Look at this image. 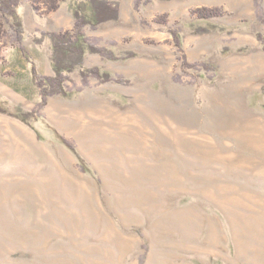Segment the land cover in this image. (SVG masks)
I'll return each mask as SVG.
<instances>
[{"label": "rangeland", "instance_id": "1", "mask_svg": "<svg viewBox=\"0 0 264 264\" xmlns=\"http://www.w3.org/2000/svg\"><path fill=\"white\" fill-rule=\"evenodd\" d=\"M136 1L85 26L119 58L87 52L40 116L21 119L36 104L0 94L15 113H0V264H264V87L219 73L213 25L192 13L204 0ZM18 13L28 52L53 71L33 30L51 13L29 0ZM93 66L122 81L83 85Z\"/></svg>", "mask_w": 264, "mask_h": 264}, {"label": "crops", "instance_id": "2", "mask_svg": "<svg viewBox=\"0 0 264 264\" xmlns=\"http://www.w3.org/2000/svg\"><path fill=\"white\" fill-rule=\"evenodd\" d=\"M109 1L122 3V1L131 0ZM65 2L68 0L62 1L60 7L51 12L46 28L34 26L33 30L47 32L72 28L75 21L73 15L74 1L70 4L66 3L64 6ZM198 4V6L205 7H220L225 11L220 16L208 19L213 25V36L217 42V49L220 51L216 62L219 73L221 72L229 83H236L235 88L237 89L250 88L262 91L264 87V50L256 34L264 32V20L258 16L259 12L264 14V0H258V6L256 0H204ZM33 14H36L35 11ZM23 23L26 25V20L23 19ZM24 40L23 38L24 51L16 45L5 46L2 50L0 94L22 98L25 102L29 101L32 107L38 101L39 93L35 85L31 63L34 62L38 72L42 75H52L53 71L51 67L41 65L42 56L37 51L32 49L35 53L31 51L30 54L28 52L30 47L25 46ZM6 53H8L7 57ZM8 56L12 58L8 59ZM87 56L89 55L86 54L84 57L85 61ZM90 56L92 58L97 57H93L92 54ZM51 97L53 96L48 98Z\"/></svg>", "mask_w": 264, "mask_h": 264}, {"label": "trees", "instance_id": "3", "mask_svg": "<svg viewBox=\"0 0 264 264\" xmlns=\"http://www.w3.org/2000/svg\"><path fill=\"white\" fill-rule=\"evenodd\" d=\"M22 0H0V60L3 58L2 50L6 46L3 40L5 34V24L7 23L13 34V41L10 45H16L20 50L24 51L22 41L25 34V28L22 17L18 13V8ZM33 11L36 14H49L60 7L62 1L65 0H29ZM258 6V0H256ZM138 5V0L136 1ZM225 11L220 7L199 6L192 10L197 18L209 19L214 16H220ZM73 15L75 18L74 25L70 29L59 31H47L41 34L47 36L50 40L52 53L51 59L53 64L52 75H42L33 67L32 73L35 85L38 89L39 100L36 106L30 111H22L18 114L21 119L28 117L37 118L40 116V109L47 102L48 97L54 95L65 96L71 88L67 82H72L70 73L84 62L87 52L97 53L103 58L118 59L119 57L108 47L100 46L92 41L86 34L85 26L91 24L92 28H96L98 23L105 20H115L119 16V3L109 0H74ZM264 14L258 13L259 18L264 20ZM174 45L181 50V38L176 30L171 31ZM262 49L264 50V32L256 34ZM33 40L36 44L41 43L42 37L35 36ZM114 44V43H113ZM181 66L185 68H196L198 66L207 70L204 63L189 62L186 55H182ZM81 82L83 85L88 83L89 77H95L100 83L116 81L121 82L120 76H112L106 71H101L99 67L93 66L82 68L79 71ZM0 113L15 115L3 107L0 102ZM63 142L75 152L73 144L63 139ZM78 157V156H77ZM79 158V157H78Z\"/></svg>", "mask_w": 264, "mask_h": 264}]
</instances>
